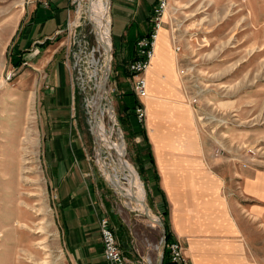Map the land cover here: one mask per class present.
Here are the masks:
<instances>
[{
    "label": "rangeland",
    "instance_id": "1",
    "mask_svg": "<svg viewBox=\"0 0 264 264\" xmlns=\"http://www.w3.org/2000/svg\"><path fill=\"white\" fill-rule=\"evenodd\" d=\"M113 1V58L106 86L110 102L105 100L104 107L113 106V139L125 143L126 159L146 188L148 206L165 223L160 195L152 196L136 160L146 155L148 145L140 149L130 134L134 128L148 132L144 101L150 95L142 101L135 95L147 111L144 121L123 110L120 92L131 91L133 81L125 74H131L130 57L114 38L126 20ZM38 3L0 0V264H76L53 178L56 159L67 156L82 158L77 172L100 183L108 214L129 237L138 260L156 263L163 254L162 228L127 207L100 167L86 106L94 93L89 58L98 47L93 25L85 16L77 17L75 0L67 30L53 40L17 49L16 40L29 24L28 12ZM165 25L192 114L185 111L194 119L201 157L219 184L224 207L226 227L221 240L206 246L205 264H264V0H169ZM106 125L113 126L109 117ZM26 138L30 143H23ZM108 155L105 149L103 156ZM113 156L117 159V153Z\"/></svg>",
    "mask_w": 264,
    "mask_h": 264
},
{
    "label": "crops",
    "instance_id": "2",
    "mask_svg": "<svg viewBox=\"0 0 264 264\" xmlns=\"http://www.w3.org/2000/svg\"><path fill=\"white\" fill-rule=\"evenodd\" d=\"M38 1L28 12L26 22L29 24L25 26L21 39L18 37L16 40L17 49L53 40L68 29L75 0ZM154 3L156 0L113 1V6L119 8L120 17L126 20V27L114 38L117 37L115 41L120 42L119 47L130 57L127 65L129 72V65L136 56V41L149 32L147 23ZM161 28L158 50L145 73L150 95L144 101L148 111L145 120L148 132L139 135L136 134L139 130L134 128L130 134L140 149L148 145L146 157L136 160L152 196L159 194L157 188L164 192L169 207L168 223L174 231L171 230L172 234L184 245L186 255L193 264H205L206 246L221 240L219 238L224 233L226 225H223L224 215L221 213L224 207L219 197V184L206 171L201 157L204 151L198 142L194 119L186 113L190 111L186 103L188 92L177 53L169 40V30L166 25ZM130 78L133 81L134 77ZM131 85V91L120 92L123 104L125 93L134 94L133 82ZM123 110L130 114L124 105ZM68 157L56 159L53 178L58 181L60 217L76 264H107L99 230V221L103 217L111 220L128 264H145L138 260L129 237H124L122 231L115 227L108 214L109 203L101 194L100 183L75 169L83 165V159L80 162ZM161 258L152 264H160Z\"/></svg>",
    "mask_w": 264,
    "mask_h": 264
},
{
    "label": "bare ground",
    "instance_id": "3",
    "mask_svg": "<svg viewBox=\"0 0 264 264\" xmlns=\"http://www.w3.org/2000/svg\"><path fill=\"white\" fill-rule=\"evenodd\" d=\"M77 1V17L85 16V19L93 25L98 41V47L94 49L89 58L90 67H88V81L93 83L92 87L94 93L90 97L86 98V106L89 110V120L96 139L102 174L109 184L116 190V192L123 199H125V204L127 207L143 212L144 214H149L151 221L159 225V218L151 212L152 210H150L148 206L146 200V188L142 183L138 172L126 159L125 143L123 140L116 142L113 139V134L115 131L114 125L116 123V115L113 106L109 105L108 108L104 107L105 100L108 101V103L110 102L106 91V86L108 77H110L111 74L113 58V49L111 43L112 19L110 17V0ZM161 27L159 29L160 31H158L159 34H157L155 51L151 62L155 57L156 49L158 50L160 41L159 38L162 29ZM97 53H102L104 56L97 59ZM107 117H109L110 121L113 123V126H110L109 128L106 125ZM24 142L30 143L29 139L27 138L23 140V143ZM105 149L108 150L109 155L104 157L103 153ZM113 152L117 153V159L113 158ZM148 261L150 262V260Z\"/></svg>",
    "mask_w": 264,
    "mask_h": 264
},
{
    "label": "built area",
    "instance_id": "4",
    "mask_svg": "<svg viewBox=\"0 0 264 264\" xmlns=\"http://www.w3.org/2000/svg\"><path fill=\"white\" fill-rule=\"evenodd\" d=\"M46 5L48 3L46 2ZM169 7V0H157L154 9V16L151 20L149 32L140 37L135 44V59L129 65V70L133 73V92L139 100L148 97L147 82L145 72L151 63L155 51V43L160 27L163 25V17ZM179 49V48H178ZM197 100L192 101L195 105ZM134 114L142 122L145 119L146 111L141 103L135 109ZM99 230L103 246V254L107 264H128L123 254L120 243L115 233L114 226L108 217H103L99 221ZM167 264H193L186 255V248L178 238L166 244ZM145 264H152L148 261Z\"/></svg>",
    "mask_w": 264,
    "mask_h": 264
},
{
    "label": "trees",
    "instance_id": "5",
    "mask_svg": "<svg viewBox=\"0 0 264 264\" xmlns=\"http://www.w3.org/2000/svg\"><path fill=\"white\" fill-rule=\"evenodd\" d=\"M157 3V1H156ZM126 75L129 76V73H125ZM131 76H133V73L130 74ZM126 96V101L124 102V109L126 111H129L130 114L133 113L135 109L139 106V103L137 102V99L135 97V95L132 92L129 93H125ZM145 131H139L136 134L139 135H144ZM147 139V138H146ZM149 154H151V152H149ZM142 176V174H141ZM157 192H159L160 195V205H161V209H162V214L164 216V220H165V226H166V242L167 244H169L171 241H173L175 239L174 235L171 232V228L170 225L168 223V217H169V207H168V202L167 199L164 195V192L160 189L157 188ZM167 249L165 250V255H164V262L163 264H167Z\"/></svg>",
    "mask_w": 264,
    "mask_h": 264
},
{
    "label": "water",
    "instance_id": "6",
    "mask_svg": "<svg viewBox=\"0 0 264 264\" xmlns=\"http://www.w3.org/2000/svg\"><path fill=\"white\" fill-rule=\"evenodd\" d=\"M108 80H109V77H108ZM146 215V217L149 219V220H151L150 219V217H149V214H145ZM159 225H160V227L162 228V230H163V235H164V238H163V243H164V246H163V254H162V258H161V260H160V264H163V261H164V255H165V250H166V244H167V242H166V226H165V223H163V222H159Z\"/></svg>",
    "mask_w": 264,
    "mask_h": 264
}]
</instances>
